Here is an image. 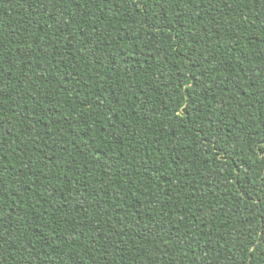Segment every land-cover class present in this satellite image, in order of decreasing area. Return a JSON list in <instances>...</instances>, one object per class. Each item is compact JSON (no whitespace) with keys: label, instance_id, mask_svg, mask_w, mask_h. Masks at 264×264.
<instances>
[{"label":"trees","instance_id":"obj_1","mask_svg":"<svg viewBox=\"0 0 264 264\" xmlns=\"http://www.w3.org/2000/svg\"><path fill=\"white\" fill-rule=\"evenodd\" d=\"M0 264H264V0H0Z\"/></svg>","mask_w":264,"mask_h":264}]
</instances>
